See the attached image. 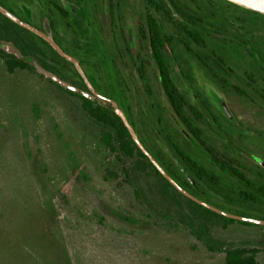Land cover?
Returning a JSON list of instances; mask_svg holds the SVG:
<instances>
[{
    "label": "rangeland",
    "instance_id": "374dc122",
    "mask_svg": "<svg viewBox=\"0 0 264 264\" xmlns=\"http://www.w3.org/2000/svg\"><path fill=\"white\" fill-rule=\"evenodd\" d=\"M156 1L0 0V9L39 31L42 51L32 59L37 72L14 74L0 53V264H225L231 246L258 249L264 264V224L227 226L175 192L164 195L154 171L110 150L103 137L112 130L67 92L125 116L139 146L147 143L177 171L159 135L167 131L232 190L226 198L207 190L211 208L264 220V201L239 199L244 189L173 116L143 35L151 15L174 38L165 60L190 122L216 153L264 186V167L245 155L264 161V16L225 0ZM172 1L202 20L203 44L191 39ZM196 97L214 118L200 114Z\"/></svg>",
    "mask_w": 264,
    "mask_h": 264
},
{
    "label": "trees",
    "instance_id": "16d2710c",
    "mask_svg": "<svg viewBox=\"0 0 264 264\" xmlns=\"http://www.w3.org/2000/svg\"><path fill=\"white\" fill-rule=\"evenodd\" d=\"M145 1L151 6H158L156 0ZM172 4L181 19V23L188 28V34L191 39L198 45L203 44L201 33V30L203 29L201 26L202 20L185 11L184 6L178 5L174 1H172ZM246 11L250 12L248 10ZM0 16L3 17L5 24L3 27L0 26V42L7 41L13 43L21 55L17 56L7 53L2 49L0 43V53L8 56L3 59L5 69L10 74L27 70L37 72V68L33 64L32 59L37 60V55L42 54L41 49L35 41V36L39 34V31L4 8L0 9ZM143 35L144 38L146 37L149 41L151 58L159 71L160 86L167 98L172 114L176 120L181 121V123L188 129L191 134V137L189 138L190 141L201 153L207 156L213 164L225 168L227 172L232 173L238 178L239 183L246 190L240 195V199L246 203H261V201H255V199L264 196V191L248 179L244 178L243 174H241L238 169H234L232 161L220 156L216 153V150L213 147L207 145L201 138V131L190 122L187 116L188 103L172 81L170 70L165 60V53L168 48L173 45L174 38L166 35L161 25L151 15L147 16V28L143 32ZM42 65V67H47L45 64ZM51 82L54 83V81ZM57 85L63 89L59 84ZM67 92L81 100L84 111L91 118L112 130V132H107L103 137L104 142L110 150H119L123 157L130 160H137L138 162H136L135 165L137 168L151 169L154 171L157 175L159 185L165 192L164 195H169L170 197L172 192H175L183 197L185 201H188L189 204L194 207L196 213L199 212V214L208 218L213 216L221 217L224 219L227 226L238 223L247 227H257L258 224H264V220H258L251 217L247 218L243 215L211 208L208 203L205 202L207 201L206 199L210 197L206 192L207 190H202L198 182L196 185H193L187 178L186 174L189 177L193 174L198 180H203L208 190L211 192H220L223 194L224 187L220 184L219 179L215 176L214 172L185 154L169 136L167 131H159V135L163 146L171 152L175 161L178 163L179 169L177 171L174 170L171 164L165 163L161 155L160 158L154 157L151 151L147 149V143L142 142V148L139 146L134 140L132 134L134 126L128 124L125 116H120L111 108L92 100L88 95L73 91ZM199 100L200 98L196 97L194 103L196 108L200 111V114L205 113L211 118H214L206 104ZM191 110H193L195 116L200 115L197 110L193 108H191ZM114 136H116L117 139L116 144L113 140ZM155 161L157 163H155ZM248 192L251 195L248 194ZM223 253L225 254V264H260L258 261L259 251L256 248L231 246L224 248Z\"/></svg>",
    "mask_w": 264,
    "mask_h": 264
},
{
    "label": "water",
    "instance_id": "95a60500",
    "mask_svg": "<svg viewBox=\"0 0 264 264\" xmlns=\"http://www.w3.org/2000/svg\"><path fill=\"white\" fill-rule=\"evenodd\" d=\"M227 2H230L236 6H239L243 9H246L248 11H251V12H254V13H257V14H260V15H263L264 16V0H225ZM72 10L74 11V8L71 7ZM2 49L5 50L6 52L8 53H13L17 56H20V52L17 48L11 46V45H1ZM56 81H59V80H56ZM60 82V81H59ZM62 83V82H60ZM92 100L94 101H97L98 103L106 106V107H109L111 108L110 106L104 104L103 102H100L98 101L97 99L95 98H91ZM113 109V108H111ZM223 110L226 112V114H228V110L226 108H223ZM117 111V110H116ZM118 114L122 117H124L122 114H120L118 112ZM257 161L262 164L264 166V161L261 160L260 158H256ZM182 171L185 173V171L182 169ZM187 178L189 179V181L193 184V185H196V183L192 180V178H190L187 174H186Z\"/></svg>",
    "mask_w": 264,
    "mask_h": 264
},
{
    "label": "flooded vegetation",
    "instance_id": "af4514ba",
    "mask_svg": "<svg viewBox=\"0 0 264 264\" xmlns=\"http://www.w3.org/2000/svg\"><path fill=\"white\" fill-rule=\"evenodd\" d=\"M157 67V66H156ZM200 102H204V101H202V99H200L199 100ZM205 103V102H204ZM203 154V153H202ZM204 155V154H203ZM245 155L246 156H248L249 157V159L253 162V163H255V164H258V165H261V166H263L262 164H260L258 161H257V159L256 158H259L257 155H255V154H253V153H250V152H245ZM205 156V155H204ZM205 157H207V156H205ZM208 158V157H207ZM209 159V158H208ZM210 160V159H209ZM211 161V160H210ZM233 163V162H232ZM235 163H233V168L234 169H238V171L241 173V174H243L240 170H239V168L236 166V165H234ZM215 165V164H214ZM219 168H221L223 171H224V173H226L228 176H230L232 179H234L235 181H237L238 183H239V181H238V178L237 177H235L232 173H230V172H227V170L225 169V168H222L221 166H219V165H217ZM264 167V166H263ZM210 170V169H209ZM212 171V170H211ZM213 172V171H212ZM215 174V173H214ZM215 176L217 177V175L215 174ZM244 176V178H246L247 179V177L245 176V175H243ZM219 179V178H218ZM249 180V179H248ZM250 181V180H249ZM219 182H220V184L224 187V191H223V194H221L220 192H218L217 193V195H221V196H223L224 198H226V196H228L229 194H232V190H227L226 189V187H225V185H223V183H222V181L219 179ZM251 182V181H250ZM199 185L201 186V188H202V190H208V188H207V186H206V184H205V182H203V180H199ZM202 183V184H201ZM254 184V183H253ZM239 185L241 186V184L239 183ZM256 185V184H255ZM256 186H258V185H256ZM242 187V186H241ZM259 188H261L263 191H264V186H258ZM243 188V187H242ZM244 189V188H243ZM208 191H210V190H208ZM226 191H227V193H226ZM246 190L244 189L243 191H239V193H238V197H239V199H240V195L241 194H243L244 192H245ZM236 194V193H235ZM248 194H250L249 192H248ZM251 195V194H250ZM202 196H204V195H202ZM205 198V197H204ZM242 200V199H241ZM243 201V200H242ZM255 201H264V196H261V197H257V199H255Z\"/></svg>",
    "mask_w": 264,
    "mask_h": 264
}]
</instances>
